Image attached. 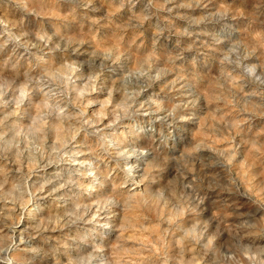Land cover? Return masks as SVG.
<instances>
[{
  "label": "rangeland",
  "instance_id": "374dc122",
  "mask_svg": "<svg viewBox=\"0 0 264 264\" xmlns=\"http://www.w3.org/2000/svg\"><path fill=\"white\" fill-rule=\"evenodd\" d=\"M97 263L264 264V0H0V264Z\"/></svg>",
  "mask_w": 264,
  "mask_h": 264
},
{
  "label": "bare ground",
  "instance_id": "6f19581e",
  "mask_svg": "<svg viewBox=\"0 0 264 264\" xmlns=\"http://www.w3.org/2000/svg\"><path fill=\"white\" fill-rule=\"evenodd\" d=\"M155 106V105H154ZM150 114H153L150 113ZM159 116V115H158ZM157 115H154L151 117L152 121L151 122H148L146 125H144V127L142 126L141 127V130L143 131L142 133L143 134H146V133H150L153 129V126H154V122L158 121L157 120ZM162 117V116H161ZM180 122V121H179ZM170 125V124H169ZM177 126V125H176ZM126 127V126H124ZM180 128V127H179ZM177 129V128H176ZM174 136V135H173ZM173 142V141H172ZM139 147V146H137ZM132 148V147H131ZM136 146H134V148L132 149H129L127 151H124L122 153V162H121V166L125 172V174L130 177V178H133L136 180L137 183H139L140 181H142L144 175H145V169L144 168H140V165H142L147 159L150 158V154L148 153V151H145V152H138V150L140 149H135ZM141 148V147H140ZM112 150V149H111ZM113 161V160H112ZM76 163L82 167H85L87 164L90 163V161H88V159H78L76 161ZM86 169V168H85ZM90 171L89 172H93L92 169H89ZM84 173V172H83ZM97 173V172H96ZM96 173H94V175H96ZM87 179H89L90 176H86ZM100 179V178H99ZM101 182V181H100ZM102 183V182H101ZM140 184H137L134 189H137V187H139ZM134 192V191H133ZM98 196V195H97ZM112 221V220H111ZM114 221V220H113ZM107 223H110V221H105V224ZM108 225V224H107ZM110 225V224H109ZM111 226V225H110ZM107 227V226H106ZM21 230L18 229V230H14V232H17L19 233ZM22 237V236H21ZM23 239V238H22ZM21 243V242H19ZM17 244V243H16ZM13 246V245H12ZM96 263V262H95ZM98 264V263H97Z\"/></svg>",
  "mask_w": 264,
  "mask_h": 264
}]
</instances>
